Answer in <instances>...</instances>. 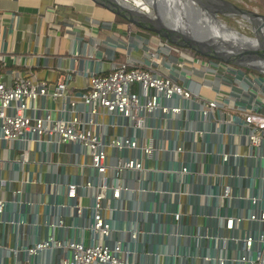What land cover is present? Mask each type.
Listing matches in <instances>:
<instances>
[{
    "label": "built area",
    "instance_id": "2783aa9c",
    "mask_svg": "<svg viewBox=\"0 0 264 264\" xmlns=\"http://www.w3.org/2000/svg\"><path fill=\"white\" fill-rule=\"evenodd\" d=\"M155 37L158 39L155 47L148 45L147 40L142 41L147 42L143 63L136 64L130 59L114 62L107 72L101 73L97 69H77V59L73 58V66L56 82L18 75L9 84L0 81V141L10 144L14 153L19 151L14 162L29 165L31 151L41 146L54 152L64 144L76 145L89 160L77 164L89 166L96 174L84 181L74 178L57 182L54 179L57 166L50 160L51 152H47L44 161L49 164L51 179L45 182L44 194L58 183L69 203L27 201L36 209L44 206L43 218L36 210L29 223L34 228L43 225L51 231L61 228L66 235L55 238L46 234L40 238L36 234L30 245L10 248L13 254L22 251L26 256H38V264H46L45 252L55 249L62 250L56 264H132L137 255H154L156 259L168 256L170 252L164 245L157 251L143 250L138 254L139 238L146 232L132 224L119 228L104 211L121 214L126 210L119 202L123 193L150 191L143 183L148 170L145 158L154 157L156 151L183 153V145L177 140H163L159 145L156 139L159 130L173 131L171 122L175 120L185 119L190 124L206 121L217 116L215 110L230 108L224 118L218 119L221 146L216 153L215 168L196 172L191 161L175 158L169 167L161 165L162 159H156L155 170L180 178L198 174L209 183L214 182V191L204 195L206 200L218 205L217 212L211 216L218 220L221 232L209 235L196 228L197 243L204 237L214 241L211 250L199 254L203 264H264V76L201 58ZM113 56V52L109 53L110 58ZM80 71L88 76V85L84 90L69 93L68 83ZM206 75L209 80L205 79ZM195 76H200L201 82ZM203 81H207L213 97L201 92ZM224 81L230 83L231 89H221ZM48 98L58 101L56 109L47 106ZM38 99L43 102L40 107L35 103ZM147 131L155 135H148ZM185 132L189 140L196 141L206 130L190 125ZM25 178L27 182H42V175L37 172L27 170ZM4 184L0 178V185ZM153 191L177 193L160 188ZM86 194L90 198L89 216L84 215L86 207L79 201ZM21 195L18 191L14 203L23 202ZM6 204L0 199V214L5 212ZM155 213L157 223H161L163 214L171 216L177 227L175 236L186 235L178 231L184 214L180 210ZM66 216L82 221L67 225ZM6 223L17 227L27 221L12 216ZM27 261L30 263L28 257Z\"/></svg>",
    "mask_w": 264,
    "mask_h": 264
},
{
    "label": "crops",
    "instance_id": "0c3cea01",
    "mask_svg": "<svg viewBox=\"0 0 264 264\" xmlns=\"http://www.w3.org/2000/svg\"><path fill=\"white\" fill-rule=\"evenodd\" d=\"M101 13L105 15V12H101L91 0H0V81L9 84L18 75L29 76L35 81L56 82L68 68L73 66V58L77 59V69H97L101 73L107 72L114 62L127 59L135 61L136 64L145 62L144 45L148 42V45L155 47L158 41L155 34H147L138 28L130 30L129 23L128 27L117 23L115 29H112L115 23L97 16ZM143 40L147 42H142ZM112 52L114 56L110 58L109 53ZM194 78L201 82L200 76ZM205 79L209 80L210 77L206 75ZM88 81V76L81 71L73 74L68 83V92L84 90ZM229 84L224 81L221 89H231ZM208 86L207 81H203L201 92L213 97L214 93ZM35 103L40 107L43 102L38 99ZM57 103L56 100L49 98L47 100L49 108L56 109ZM229 111L230 108L215 110L216 117H210L199 123L195 121L190 124L185 119L175 120L171 122L175 127L173 131L159 130L156 137L159 145L163 140L165 142L177 140L183 145V153L158 154L159 152L156 151L154 157L157 158H145L144 165L148 170L144 174L143 183L150 191L144 194L123 193L119 202L126 210L121 214L104 211V215L111 218L117 227L124 229L128 224H132L146 232L139 238L138 254L143 250L157 251L163 245L164 249L170 252L168 256L162 255L158 259L154 255L143 257L137 255L133 258L132 264H203L199 254L211 250L214 241L210 237H204L197 243L195 230L199 228L202 233L209 235L216 234L220 230L218 220L211 216L217 212L218 205L214 201L206 200L204 195L205 192L214 191V182L209 183L206 178L198 174L180 178L158 173L155 170L156 159H162L161 165L164 167H169V162L175 158L189 160L192 162V169L196 172L215 168L216 153L221 146L218 119L224 118ZM190 117L193 119V113ZM190 125L193 128L199 125L206 132L199 135L196 141H191L185 132ZM126 133L128 134L129 131L127 130ZM147 134L155 135L149 131ZM222 140L226 141L227 138ZM47 152H51L50 160L57 166L54 176L57 182L70 181L74 178L77 181H84L92 174L96 177L89 166L77 164L88 163L89 160L84 153L79 152L76 145L64 144L54 152L49 151L46 146H41L31 151L32 162L21 166L14 162L19 151L14 153L10 144L4 145L0 141V178L5 181L4 185H0V199L7 202L5 212L0 214V264H38V256H26L22 251L13 254L10 248L21 244L30 245L36 234L40 238L45 237L46 234H52L55 238L66 235V231L61 228L56 227L51 231L43 225L34 228L29 223L36 210L41 219L43 218L44 206H38L39 209H36L35 206H29L27 201L34 204L40 199L44 204L69 203V199L64 195V188L58 183L50 186L44 194L45 182L51 179L49 164L44 161ZM27 170L40 173L42 182L37 184L27 182L25 178ZM157 188L176 190L177 193H156L153 190ZM18 191L22 192L20 199L23 202L20 204L14 203L18 198ZM109 196L110 193L107 192V197L110 199ZM79 201L86 207L84 215L89 216L87 207L90 203L89 196L87 194L80 196ZM139 209L145 211L139 212ZM177 210L184 213L178 231L186 235L181 237L174 235L177 227L173 225L170 215L163 214L160 218L161 223L156 222L158 218L156 211ZM222 210L223 208L220 209ZM12 216L25 219L27 224L16 227L6 223V220ZM81 221L70 216L65 217L67 225ZM83 239L87 241V232L84 233ZM126 241H129L128 235ZM61 253V249L46 251L44 254L46 264H56L57 257ZM129 261L131 262L130 258Z\"/></svg>",
    "mask_w": 264,
    "mask_h": 264
},
{
    "label": "water",
    "instance_id": "95a60500",
    "mask_svg": "<svg viewBox=\"0 0 264 264\" xmlns=\"http://www.w3.org/2000/svg\"><path fill=\"white\" fill-rule=\"evenodd\" d=\"M138 29L264 76V16L232 0H91Z\"/></svg>",
    "mask_w": 264,
    "mask_h": 264
},
{
    "label": "rangeland",
    "instance_id": "374dc122",
    "mask_svg": "<svg viewBox=\"0 0 264 264\" xmlns=\"http://www.w3.org/2000/svg\"><path fill=\"white\" fill-rule=\"evenodd\" d=\"M232 1H234V2H236L238 4H240V5H243V6L249 8L251 10H254L257 13L262 14L264 16V0H232ZM98 8L101 10V12H105V15L103 13H101L100 15H97V16H99L101 18L103 17L106 20L112 21L113 23H115V24H113L114 26L112 27V29H115V26H116L117 23H122L123 25L125 24L124 26L128 27V23L124 19H122L121 17H118V16L114 15L113 13H111L110 11H108L107 9H105V8H103L101 6H98ZM129 28H130V30H132L133 28L137 29V27H135L133 25H129ZM191 53H193V52H191ZM172 55L176 56L177 54L176 53H172ZM242 69H244L247 72L249 71L246 68H242ZM135 90H136V86H135Z\"/></svg>",
    "mask_w": 264,
    "mask_h": 264
},
{
    "label": "bare ground",
    "instance_id": "6f19581e",
    "mask_svg": "<svg viewBox=\"0 0 264 264\" xmlns=\"http://www.w3.org/2000/svg\"><path fill=\"white\" fill-rule=\"evenodd\" d=\"M133 1H134V4L139 5V6L143 7L144 9H148L145 1H142V0H133Z\"/></svg>",
    "mask_w": 264,
    "mask_h": 264
},
{
    "label": "trees",
    "instance_id": "16d2710c",
    "mask_svg": "<svg viewBox=\"0 0 264 264\" xmlns=\"http://www.w3.org/2000/svg\"><path fill=\"white\" fill-rule=\"evenodd\" d=\"M145 33H151V32H148V31H145ZM153 34V33H152ZM194 55H196V56H199V57H201V58H204V59H208V58H206V57H203V56H200V55H198V54H196V53H194Z\"/></svg>",
    "mask_w": 264,
    "mask_h": 264
}]
</instances>
